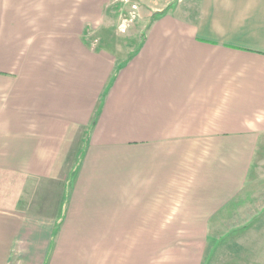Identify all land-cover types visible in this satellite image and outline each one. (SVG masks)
<instances>
[{
	"label": "crops",
	"instance_id": "obj_1",
	"mask_svg": "<svg viewBox=\"0 0 264 264\" xmlns=\"http://www.w3.org/2000/svg\"><path fill=\"white\" fill-rule=\"evenodd\" d=\"M189 2L121 59L87 37L108 0H0V264H238L264 0Z\"/></svg>",
	"mask_w": 264,
	"mask_h": 264
},
{
	"label": "rangeland",
	"instance_id": "obj_2",
	"mask_svg": "<svg viewBox=\"0 0 264 264\" xmlns=\"http://www.w3.org/2000/svg\"><path fill=\"white\" fill-rule=\"evenodd\" d=\"M160 10L164 12L160 13ZM170 11L180 16H194L196 8L189 0H108L104 26L100 29L88 27L87 37L95 48L102 46L98 40L105 38L107 48L123 59L134 51L136 42L146 33L152 21ZM252 180H255L250 187L252 193L242 210V216L247 217L236 220V225L246 223L264 206V197H261L264 196V156L257 157ZM260 226L261 220L252 228L253 231L250 228L248 232L237 235L234 244L230 247L225 245L224 256H232L238 264H264V227ZM219 260L223 262L226 259L220 255Z\"/></svg>",
	"mask_w": 264,
	"mask_h": 264
}]
</instances>
